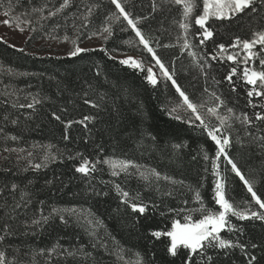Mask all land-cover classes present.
<instances>
[{
	"label": "trees",
	"instance_id": "trees-1",
	"mask_svg": "<svg viewBox=\"0 0 264 264\" xmlns=\"http://www.w3.org/2000/svg\"><path fill=\"white\" fill-rule=\"evenodd\" d=\"M61 3L0 0V12L18 15L29 32L22 48L0 39V251L5 252L6 264H184L183 251L171 257L168 238L156 239L150 232L167 231L173 219L183 222L184 215L201 218L200 212L191 211L200 208L196 192L205 207L218 209L214 142L196 126L198 121L188 123L191 111L180 106L182 98L170 81L159 76L156 86L147 82L151 54L125 21L109 19L116 12L111 0H70L67 8L49 17ZM195 3L187 33L189 49L183 48L185 33L179 27L182 5L155 0L153 11V0H129L125 7L140 20L138 27L191 102L203 105L198 111L205 120L220 126L207 111L214 106L219 115L230 117V126L222 128L231 139L227 151L262 194L264 142L253 137H264V122L255 121V113L264 112V97L247 96L252 86L243 79L246 51L231 45L237 38L251 40L254 32L264 30V6L231 20L210 18L206 26L214 35L200 44L195 34L201 30L194 21L202 13V0ZM109 24L111 35L103 32ZM95 37L100 46L83 48L86 51L77 56L49 53L43 47L47 41L81 46ZM220 44L225 45L223 53L217 47ZM190 51L195 58L188 55ZM252 51L259 55L249 61V70L264 71L261 46ZM118 54L136 55L144 70L121 64ZM230 54L235 62L227 60ZM232 68L237 70L236 91L225 79ZM53 113L61 119L56 120ZM243 113L254 121L252 126L235 119ZM84 116L93 118L85 122L86 128L79 123L67 126L68 121ZM84 159L96 164L87 176L75 171ZM108 159L128 160L137 167L113 176L103 163ZM36 164L42 166L37 169ZM217 164L226 198L239 210L250 205L252 210L264 211L251 201L230 165L223 158ZM153 169L170 179L140 177V172ZM116 185L130 197L138 196L137 202L149 204V210L142 216L133 213L122 203ZM230 219L242 232L225 230L222 238L248 244V251L257 257L255 264H264V221ZM252 243L259 247L252 249ZM209 254L215 264H247L239 249L218 258L215 252ZM195 259L205 264L201 257Z\"/></svg>",
	"mask_w": 264,
	"mask_h": 264
},
{
	"label": "snow or ice",
	"instance_id": "snow-or-ice-1",
	"mask_svg": "<svg viewBox=\"0 0 264 264\" xmlns=\"http://www.w3.org/2000/svg\"><path fill=\"white\" fill-rule=\"evenodd\" d=\"M129 2V0H111V4L115 6L116 12L112 14L109 18L110 20H114L119 22L121 19L126 22L127 26L135 33V36L139 38V44L143 46V48L151 54V58L154 61V66L158 68L159 73L165 80L170 81L171 85L175 88V91L179 94V97L182 98V105L186 106L187 109L191 111V119L188 121L189 124H194L195 122H199L196 126L199 127L204 134L212 141L215 145V157L212 160V171L214 176L217 178L214 181V202L215 205L218 206V209L214 210L212 208H208L204 206L203 201L201 200L200 193L196 192V200L200 202V208L192 209L191 211H198L201 213V218L193 220L190 214L183 216V222L181 219H173L171 222V227L167 231H151L150 235L155 237L156 239H160L161 237L168 238L167 245V253L175 258L183 251L184 255V264H197L196 257L199 256L205 262V264H215V258L213 255H210L209 252L217 253V258L219 254H223L224 256H228L233 250L239 249L245 256L247 264H255L257 257L252 255L249 251V245L242 243L237 240L225 239L222 238L221 233L227 230L229 233L242 232V229L237 228L235 225L231 223V217H236L238 220H261L264 221V211L252 210L249 205L244 210H239L236 208L233 203L230 202L228 198H226L225 194V183H223L220 179L219 165L217 161L223 158L228 165H230V170L235 174L236 177L242 181L245 186L247 193L250 194L251 201L254 202L255 205L259 206L260 210H264V199L261 198L262 194H258L257 190H254L255 181L246 178L245 174L242 173L241 169L234 162L232 157L229 155L227 149L231 145V139L229 136L223 135L222 128L228 125V120L230 117L221 116L217 112V107H210L207 109L210 115L216 117L219 121L220 126L210 125L204 118L203 115L198 111V107H202L203 105H197L196 103L191 102L190 98L186 93L181 89V86L177 83L176 79H174V73L170 72L169 67L165 65L162 61L161 57L157 55L156 51H154L153 47L150 46L149 39L145 37L142 30L138 27L140 20L134 19L132 14L129 11H126L125 5ZM169 3L174 5H182V22L179 23V27L184 30L185 39L183 43L184 49H189L191 45L187 40V33L191 27V17L196 7L195 0H168ZM70 0H63V3L60 4V7L55 11L49 12V17L55 16L57 13L61 12L65 8L69 6ZM264 6V0H202V13L195 17V25L199 27L201 31L197 32L195 35L199 39L200 44H204L205 41L212 38L214 33L209 29L207 22L210 18H214L216 20H231L238 14L245 13L247 10H250L253 13L259 11V8ZM156 10L155 0H153V11ZM36 11H40V9H36ZM87 14L90 16L92 14V9L88 8ZM5 16L9 15V12L5 11ZM19 20V18H17ZM85 20H87V16H85ZM5 25H11L12 21L9 19H5L3 21ZM19 26V23L17 24ZM83 26H86L83 25ZM103 32L112 34V28L109 24L103 28ZM67 39V37H65ZM257 45L261 46V51L264 52V30L254 32L253 38L251 40L245 39L241 41L237 38L231 47H241L246 51V56L243 61L245 64V68L243 70V79L246 86H252L247 91L248 97H264V71H250L248 68L249 61L258 56L259 53L253 52ZM163 47H168V45H163ZM220 53L225 51V45L220 44L217 45ZM86 51V49L75 47V50L70 53L71 56H77L78 54ZM188 55L193 58L196 57L195 52H189ZM212 59H218L217 56H213ZM228 61H236V57L234 55H227ZM121 64L130 66L134 69L144 70L143 63L140 60H137L132 57H128L120 61ZM261 65H264V59L260 60ZM147 76L146 80L149 84L156 86L158 84V78L156 73L153 71L152 67H148L146 69ZM236 68H232L231 72L225 76V79L232 86V91H236V87L233 81V77L236 75ZM259 82V83H258ZM212 96L215 97L216 101H219L220 104H223V101L219 96L213 92ZM86 104H91L90 101L85 100ZM251 104V101H249ZM92 107H97L95 104H91ZM256 105H253L255 107ZM24 107V105H21ZM27 107H33L32 104L27 105ZM175 111V109H173ZM228 113L232 114L233 110L231 108L227 109ZM53 116L56 120H60L61 117L53 113ZM93 118L90 116H84L80 121H68L67 126L71 127L72 123L82 124L85 128L87 127V121H91ZM179 119V117H177ZM236 120H240L242 124L252 126L254 121L249 118L247 113H243L241 116H235ZM255 121L264 122V112L255 113ZM251 134V133H249ZM68 137L65 136V139ZM254 140L259 139L264 142V137H253ZM179 147V146H177ZM31 155V154H30ZM52 159H55L54 157ZM204 159L208 160L209 156L207 153L204 155ZM103 163L108 164L112 169V175L117 176L120 173H128L129 168H136L131 161L128 160H104ZM42 165L36 164L35 168L39 169ZM96 170V164L91 163L89 160L84 159L82 163L79 164L75 168V171L81 173L85 176L89 175L90 172H94ZM140 177L144 180H155L159 181L161 179L169 180L170 178L167 176L161 177L160 173L156 170H151L148 173L140 172ZM15 187V185L13 186ZM117 192L123 197L122 203L126 204L133 213H137L139 215H144L148 210L150 205L145 204L142 201L137 202L139 197H130L129 192L123 191L119 185H116ZM169 195L171 193H168ZM187 203V201H185ZM154 207V205L152 206ZM180 211H184L181 209ZM45 222L47 218H44ZM63 220V217H61ZM33 223H39V221H34ZM5 231L7 232V225H5ZM3 237H0L2 240ZM252 249H256L259 247L256 243H252L250 245ZM0 264H6V255L5 252L0 251Z\"/></svg>",
	"mask_w": 264,
	"mask_h": 264
},
{
	"label": "rangeland",
	"instance_id": "rangeland-1",
	"mask_svg": "<svg viewBox=\"0 0 264 264\" xmlns=\"http://www.w3.org/2000/svg\"><path fill=\"white\" fill-rule=\"evenodd\" d=\"M5 11L0 12V39L8 42L12 46H15L17 48H22L24 46V43L29 35V32L27 30V25L23 19H21L18 15L11 14L9 12L8 16L4 15ZM19 18V20L17 19ZM5 19H9L12 21L11 25H5L3 21ZM19 23V26L17 24ZM43 47L47 48L49 53H55V54H66L71 53L75 50V47L72 45L71 42H56V41H47L43 42ZM99 37H95L92 39H89L81 44V46H78L80 48H93V47H99ZM128 57L135 58L137 60L138 57L134 54H118L117 58L120 60L126 59ZM146 67H152L153 71L156 73L157 78H159L160 73L158 68L154 66V61L146 65Z\"/></svg>",
	"mask_w": 264,
	"mask_h": 264
}]
</instances>
